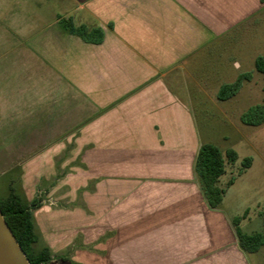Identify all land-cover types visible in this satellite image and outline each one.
Listing matches in <instances>:
<instances>
[{
	"label": "crops",
	"instance_id": "obj_1",
	"mask_svg": "<svg viewBox=\"0 0 264 264\" xmlns=\"http://www.w3.org/2000/svg\"><path fill=\"white\" fill-rule=\"evenodd\" d=\"M263 10L264 0H0L6 188L31 201L43 175L88 174L76 190L111 264H251L232 216L210 209L195 180L201 141L182 79L206 93L211 55Z\"/></svg>",
	"mask_w": 264,
	"mask_h": 264
},
{
	"label": "rangeland",
	"instance_id": "obj_2",
	"mask_svg": "<svg viewBox=\"0 0 264 264\" xmlns=\"http://www.w3.org/2000/svg\"><path fill=\"white\" fill-rule=\"evenodd\" d=\"M225 38L226 44L219 49L223 62L221 55L218 58L211 55L206 65L210 73L218 75V78L209 79L206 93L195 86L193 79L185 77L182 80L191 90V112L201 144L217 146L223 156L229 149L237 155L234 163L226 162L225 172L218 180L219 186L225 188L220 208L232 217H241L243 232L264 234V123L250 126L241 120L250 107L264 104V74L255 66L257 58L264 60V10ZM239 77L241 84L237 93L226 100L218 99L215 88L231 84ZM247 157L251 158L250 166L238 174ZM12 176L13 173L0 174L1 197L6 196V183ZM43 176L47 180L43 179L34 192V197L44 206L38 210L35 221L39 237L36 247H50L53 256L50 264H63L59 256L81 257L85 264H111L106 259V239L95 237V229L89 221V207L83 205L82 195L76 190V186L88 182V174ZM230 178L233 183L225 187ZM16 192L26 196L19 188ZM74 197L76 203L72 202ZM78 207L82 209V220L74 222ZM250 263L264 264V245L250 254Z\"/></svg>",
	"mask_w": 264,
	"mask_h": 264
},
{
	"label": "trees",
	"instance_id": "obj_3",
	"mask_svg": "<svg viewBox=\"0 0 264 264\" xmlns=\"http://www.w3.org/2000/svg\"><path fill=\"white\" fill-rule=\"evenodd\" d=\"M84 36L83 30H74ZM100 32V31H99ZM255 66L258 72L264 74V60L257 58ZM241 78L231 84L222 85L217 97L226 100L234 96L240 88ZM244 124L258 126L264 123V104L250 107L242 116ZM237 155L233 150H226L224 156L221 150L210 143L200 144L193 163V174L201 193L210 209H218L225 188L219 186L218 180L225 172L226 162L232 164L236 161ZM251 158H244L238 174L249 167ZM233 183L230 178L225 187ZM41 206V200L37 197L27 201L14 188H9L6 196H0V212L3 215L8 227L14 235L18 245L24 252L29 264H50L53 256L47 245L36 247L39 237L36 231V224L33 211ZM241 217H232L231 225L237 238V244L243 253H256L264 245V234L255 232L248 234L240 228Z\"/></svg>",
	"mask_w": 264,
	"mask_h": 264
},
{
	"label": "water",
	"instance_id": "obj_4",
	"mask_svg": "<svg viewBox=\"0 0 264 264\" xmlns=\"http://www.w3.org/2000/svg\"><path fill=\"white\" fill-rule=\"evenodd\" d=\"M0 264H29L0 212Z\"/></svg>",
	"mask_w": 264,
	"mask_h": 264
}]
</instances>
